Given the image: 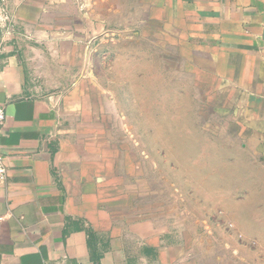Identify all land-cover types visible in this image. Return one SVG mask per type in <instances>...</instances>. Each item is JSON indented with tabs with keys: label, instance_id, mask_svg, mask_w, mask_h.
<instances>
[{
	"label": "crops",
	"instance_id": "obj_1",
	"mask_svg": "<svg viewBox=\"0 0 264 264\" xmlns=\"http://www.w3.org/2000/svg\"><path fill=\"white\" fill-rule=\"evenodd\" d=\"M97 1L107 0H0V150L7 170L0 264H209L207 252L189 250L187 235L170 238L153 215L133 208L88 157L64 158L56 105L70 74H60L74 68L77 46L110 30L106 16L92 13ZM136 2L148 12L132 5L131 18L153 22L133 30L146 43L135 38L131 46H169L183 60L187 82L233 116L238 135L264 155V0ZM79 31L86 42L77 40Z\"/></svg>",
	"mask_w": 264,
	"mask_h": 264
},
{
	"label": "rangeland",
	"instance_id": "obj_2",
	"mask_svg": "<svg viewBox=\"0 0 264 264\" xmlns=\"http://www.w3.org/2000/svg\"><path fill=\"white\" fill-rule=\"evenodd\" d=\"M136 3L97 1L92 13L106 16L110 30L77 46L74 68L60 74H70L56 105L64 158L88 157L133 208L170 238L187 235L189 250L207 252L209 264H264V155L187 82L169 46H131L146 43L133 30L153 22L137 25Z\"/></svg>",
	"mask_w": 264,
	"mask_h": 264
},
{
	"label": "built area",
	"instance_id": "obj_3",
	"mask_svg": "<svg viewBox=\"0 0 264 264\" xmlns=\"http://www.w3.org/2000/svg\"><path fill=\"white\" fill-rule=\"evenodd\" d=\"M1 10L5 12V8L2 7ZM5 112L4 108L0 105V134L5 125ZM7 178V170L3 152L0 150V183H4Z\"/></svg>",
	"mask_w": 264,
	"mask_h": 264
},
{
	"label": "trees",
	"instance_id": "obj_4",
	"mask_svg": "<svg viewBox=\"0 0 264 264\" xmlns=\"http://www.w3.org/2000/svg\"><path fill=\"white\" fill-rule=\"evenodd\" d=\"M87 233H88V235H89V239H90V237L92 238L93 237V233L89 230V231H87ZM89 246L90 247H92V241H91V239L89 240ZM91 253H92V258L93 259H95V260H97L98 259V257L97 256H94V253L92 252V249H91ZM95 264H98V263H95Z\"/></svg>",
	"mask_w": 264,
	"mask_h": 264
}]
</instances>
